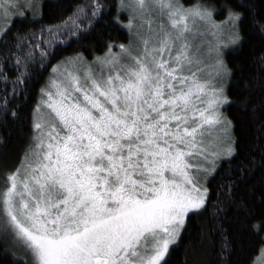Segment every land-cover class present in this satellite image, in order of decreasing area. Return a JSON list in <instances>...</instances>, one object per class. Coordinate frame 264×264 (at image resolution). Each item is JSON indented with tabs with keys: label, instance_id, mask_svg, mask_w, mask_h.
<instances>
[{
	"label": "snow or ice",
	"instance_id": "6c2138e0",
	"mask_svg": "<svg viewBox=\"0 0 264 264\" xmlns=\"http://www.w3.org/2000/svg\"><path fill=\"white\" fill-rule=\"evenodd\" d=\"M0 83V264H169L193 216L210 264L264 246V0H0Z\"/></svg>",
	"mask_w": 264,
	"mask_h": 264
},
{
	"label": "trees",
	"instance_id": "16d2710c",
	"mask_svg": "<svg viewBox=\"0 0 264 264\" xmlns=\"http://www.w3.org/2000/svg\"><path fill=\"white\" fill-rule=\"evenodd\" d=\"M181 3H183L185 6L193 2V0H180ZM64 4L72 3L73 0H62ZM217 4H222L225 2V0H215ZM48 14L52 15L54 14L52 12V5L49 4L48 8ZM217 19H222V17H218ZM108 33H110V37L116 42V43H127V35L124 32L113 30L109 28ZM85 44L91 43L93 45L91 55L88 52H85V55L89 56L91 59L92 55H102L101 51H99L96 48V40H90L85 41ZM80 47L79 45H73V48ZM71 49L68 51H62L59 53V55H70ZM81 51H83V48H81ZM248 59V64L251 66V62L254 59L256 53H255V46L252 49H249V51L245 54ZM55 63V61H53ZM237 63H240V61H237ZM247 71L242 73V75H247ZM240 77H235L232 80L233 88H232V99L236 101V104H239V97L238 92L239 89L242 87L239 84ZM4 85L3 83H0V88H2ZM38 85L33 83L32 85V91L34 92L37 89ZM31 101H28V106H30ZM28 106L25 107L24 114L27 115ZM225 114L228 115L230 118H238L240 120H245L246 117L242 114L241 110L234 105L232 108H226ZM242 132L251 135V128L246 123L242 127ZM25 135L26 130H24L22 127L14 130L11 135V139L7 145V148L0 147V164H14L18 158V156L21 154V151L25 144ZM237 135H241V132H238ZM221 182L220 177H217L216 183ZM216 183L213 184V187L216 186ZM206 223V220L204 217L201 216H193L191 218V221L188 225L187 232L184 234L183 241L177 245L174 249V251L171 252L169 256V264H201V262H207V264H210V261L212 259V253L211 249L207 250V255L203 254V251L199 247V238L201 236V225ZM260 237L255 235H246L242 243H238L236 248V255L234 256V259L237 261V264H255L256 258L260 255L262 249L264 246H261L259 243Z\"/></svg>",
	"mask_w": 264,
	"mask_h": 264
},
{
	"label": "rangeland",
	"instance_id": "374dc122",
	"mask_svg": "<svg viewBox=\"0 0 264 264\" xmlns=\"http://www.w3.org/2000/svg\"><path fill=\"white\" fill-rule=\"evenodd\" d=\"M181 2V1H180ZM206 41H211L212 37H206ZM255 264H264V248L262 249L260 255L256 258Z\"/></svg>",
	"mask_w": 264,
	"mask_h": 264
}]
</instances>
